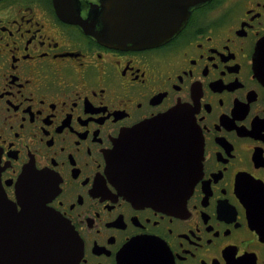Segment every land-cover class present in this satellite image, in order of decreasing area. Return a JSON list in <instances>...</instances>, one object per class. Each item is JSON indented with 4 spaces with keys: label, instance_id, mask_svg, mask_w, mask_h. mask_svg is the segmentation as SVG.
Masks as SVG:
<instances>
[{
    "label": "flooded vegetation",
    "instance_id": "af4514ba",
    "mask_svg": "<svg viewBox=\"0 0 264 264\" xmlns=\"http://www.w3.org/2000/svg\"><path fill=\"white\" fill-rule=\"evenodd\" d=\"M60 4L83 25L61 18L56 0H0L8 200L21 211L20 176H45V205L73 231L76 264H264V0L200 3L177 35L144 49L89 33L102 28L101 0ZM174 109L202 152L192 191L170 208L167 193L146 201L123 186L112 157L118 147L138 183L181 173L186 122L161 123Z\"/></svg>",
    "mask_w": 264,
    "mask_h": 264
},
{
    "label": "water",
    "instance_id": "95a60500",
    "mask_svg": "<svg viewBox=\"0 0 264 264\" xmlns=\"http://www.w3.org/2000/svg\"><path fill=\"white\" fill-rule=\"evenodd\" d=\"M56 0L57 12L65 20L83 25L75 9L61 6ZM208 0H101L102 13L98 15L101 30L92 33L103 42L118 47L136 49L162 45L177 35L187 23L190 9ZM86 25V24H85ZM161 123L186 122L184 133L187 138V160L180 168L181 173L164 182L152 179L138 183L135 178L137 167L132 164L118 165V147L112 157V167L122 178V185L131 193L138 188L145 192L146 201H156L149 193H167L165 203L170 208L185 201L198 177V157L202 146L199 133L189 116L180 109H174L163 117ZM158 123V121H153ZM172 136L177 132L172 129ZM124 171V173L122 172ZM46 177L25 171L16 184L22 210L5 195L0 179V264H76L78 247L68 223L54 210L45 205L47 193ZM152 188V189H151ZM166 202H165V201Z\"/></svg>",
    "mask_w": 264,
    "mask_h": 264
}]
</instances>
